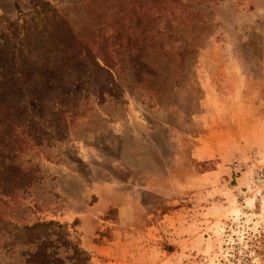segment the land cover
Returning a JSON list of instances; mask_svg holds the SVG:
<instances>
[{"label":"rangeland","instance_id":"obj_1","mask_svg":"<svg viewBox=\"0 0 264 264\" xmlns=\"http://www.w3.org/2000/svg\"><path fill=\"white\" fill-rule=\"evenodd\" d=\"M116 3L0 0V101L30 126L20 158L0 156V264L112 262L96 247L111 241L113 206L135 188L148 193L131 224L130 263L264 264V0H200L203 17L191 25L183 15L150 20L152 32L163 28L183 44L156 36L154 48L130 49H142L146 85L129 68L126 45L117 78L99 69L92 77L76 61L56 76L53 56L67 45L75 55L73 28L113 23ZM85 90L93 96L86 106L68 105L66 120L51 116L57 98ZM215 125L227 132L218 139L235 143L223 166L191 155ZM214 171L192 190L179 187ZM155 208L170 217L157 240L145 230Z\"/></svg>","mask_w":264,"mask_h":264},{"label":"trees","instance_id":"obj_2","mask_svg":"<svg viewBox=\"0 0 264 264\" xmlns=\"http://www.w3.org/2000/svg\"><path fill=\"white\" fill-rule=\"evenodd\" d=\"M116 1V14L117 19L113 21H105L102 23L94 22L93 26H90L91 32L84 27L76 30L73 28L74 35L80 34V38L76 39L77 47L75 48V55L70 51L69 46L64 47V52L67 55H63L61 58L53 56L52 68L59 71L60 74L56 76L61 77L69 70L68 67L71 62H79L81 65L87 67L90 76H94L93 70H101L114 75L116 78L124 73V69L118 60L120 48L125 46L127 49L128 58L130 60L129 68L134 70L139 78L143 79V84L148 83L146 76L148 70L146 64L141 60L142 49L137 48V51L130 53L131 48L139 47L140 42H148L150 48L153 46V38L158 36L160 40H167L169 42L183 44L182 40L177 34L169 33L163 28H158L152 32L148 26L150 20L154 24H160L165 19H161L158 22L157 17H181L183 15L184 23L191 25L194 22H200L203 17L198 10L195 9L197 4H200V0L194 5L189 3H183L181 0H164L158 5L154 0H142L146 2L144 4L139 1H134L131 4H124L123 0H106V3ZM101 10H105L102 8ZM99 17L103 16L98 14ZM164 24V23H163ZM91 33V35L89 34ZM73 38H75L73 36ZM122 42V45H121ZM123 42H126L123 44ZM73 55V59H69L68 56ZM179 65L183 59L181 53L176 55ZM64 63V64H63ZM174 62H172L173 64ZM46 65H49L47 63ZM65 72V73H64ZM145 72V73H144ZM54 79V78H53ZM38 82L46 83V80L42 76H38ZM53 81V80H52ZM116 82V79H114ZM141 81V80H140ZM146 85V84H145ZM9 91H6L8 93ZM96 96V95H95ZM99 97V95H97ZM90 100H93V96L89 95L85 90L84 95L78 96L76 93L72 95H63L57 98L56 102L51 107V116L58 118V121L66 120L69 116V106L72 105L76 108V112L79 111L80 106H86ZM9 101H0V150L4 151L0 156H5L8 153L7 158L11 161H17L20 158L19 153L23 149V141L21 139L22 134L27 132L26 129H30V126H25L24 122L20 120L18 114L14 111L13 105L8 104ZM88 111V110H87ZM76 113L74 112L75 116ZM85 115V112H81V117ZM27 125V124H26ZM4 158V157H3Z\"/></svg>","mask_w":264,"mask_h":264},{"label":"crops","instance_id":"obj_3","mask_svg":"<svg viewBox=\"0 0 264 264\" xmlns=\"http://www.w3.org/2000/svg\"><path fill=\"white\" fill-rule=\"evenodd\" d=\"M231 114L228 112L226 115L227 120ZM234 115L235 114H232V116ZM231 126L234 125L232 124ZM221 130L222 132L220 131L219 125H215L214 130L211 126H208L207 136L201 140L199 144L194 145L192 149V159L197 162L218 160L222 166L232 162L236 157V154L234 153L235 143L232 141L229 142L227 139H218L219 136L227 133L225 128H222ZM225 147H230V151L225 152L223 149ZM227 148L225 150H227ZM213 174H215V171L207 176L198 175L192 177L179 187L182 190H192L196 188L202 180L204 181L210 177H213ZM122 186H124V184H122ZM122 186L118 184L117 187ZM143 192L148 193V190L138 191V189L135 188L132 196L129 195L122 198V203L113 206L116 209L117 215L116 231L112 232L111 241H107L104 246L96 247V252L99 254V256L112 261H108V264H137L136 262L130 263L129 261L130 258L135 257L131 249V244L135 242V235L131 231V224H133L134 220L136 219V210L139 208V206H142L140 196ZM153 212H156V214ZM151 217L156 218V221L148 227H145V230H147L150 234L154 233L151 235L152 239L154 238L157 240L158 238H162L161 233H165L166 229H168L170 217L167 214H161L157 208L150 211L148 218L150 219ZM142 248H144V246Z\"/></svg>","mask_w":264,"mask_h":264}]
</instances>
